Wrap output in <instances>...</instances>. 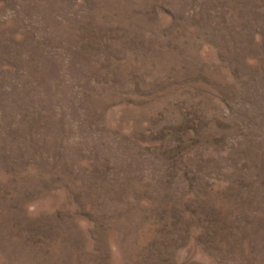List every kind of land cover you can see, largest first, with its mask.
<instances>
[{
	"label": "rangeland",
	"instance_id": "374dc122",
	"mask_svg": "<svg viewBox=\"0 0 264 264\" xmlns=\"http://www.w3.org/2000/svg\"><path fill=\"white\" fill-rule=\"evenodd\" d=\"M0 264H264V0H0Z\"/></svg>",
	"mask_w": 264,
	"mask_h": 264
}]
</instances>
